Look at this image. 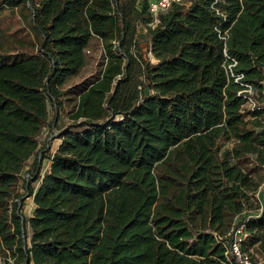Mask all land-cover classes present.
I'll return each instance as SVG.
<instances>
[{"label":"trees","instance_id":"obj_1","mask_svg":"<svg viewBox=\"0 0 264 264\" xmlns=\"http://www.w3.org/2000/svg\"><path fill=\"white\" fill-rule=\"evenodd\" d=\"M149 6L0 0V264L264 263V0Z\"/></svg>","mask_w":264,"mask_h":264},{"label":"rangeland","instance_id":"obj_2","mask_svg":"<svg viewBox=\"0 0 264 264\" xmlns=\"http://www.w3.org/2000/svg\"><path fill=\"white\" fill-rule=\"evenodd\" d=\"M11 18L12 17H10L8 11H3L2 14L0 15V27L6 28V27L11 26ZM146 32H147L146 27L140 26L138 28V32L136 35V37H137L136 38V44L133 47V52L136 53L137 56H141L144 58L151 55V53L150 52L148 53V51H147ZM95 48H96L95 56L92 57L89 60V62L86 64V66L83 69L82 74H85V75L89 74V73L93 72L97 67V60L99 58V54L101 53V49H99L97 47H95ZM255 91H256L255 88H253L252 92H255ZM66 109H67V106H66ZM53 116L54 115L51 113L50 117H53ZM69 122L70 121H69L68 115H67L65 109H63L62 117L59 121V124L64 127V125L68 124ZM58 131L59 130H57L53 126H50L48 128H45V130L42 134V140H45L47 142V149L46 150L51 152V153H53L58 148V146L61 142V139L58 138V136L56 137ZM49 164H50V161L48 159H45L44 160V166L48 167ZM34 184L36 185V182ZM31 198L32 197L28 196V197H26V199L24 201L23 209H24V212L26 214L32 213L33 204H32Z\"/></svg>","mask_w":264,"mask_h":264},{"label":"built area","instance_id":"obj_3","mask_svg":"<svg viewBox=\"0 0 264 264\" xmlns=\"http://www.w3.org/2000/svg\"><path fill=\"white\" fill-rule=\"evenodd\" d=\"M185 0H149V11L151 12V14H153V16L155 17V21L157 22V17L158 15L163 12L166 11L173 2H184ZM151 25L154 24V22L150 23ZM230 62L227 65V69L228 71L232 72L231 74L233 76L236 75V80H239L240 78L243 77V73H238L235 74V72L233 71V67L237 64V59L234 57H230ZM248 88L246 90L252 91L253 88L251 85H247ZM250 104L255 105V103L253 101H250ZM262 187L264 186V182L261 185ZM243 231H244V227L241 225L239 228H237L234 232V239L231 243L230 246V253H232V255L234 256L235 260L239 263V264H264L262 261L260 260H256V258L254 257V251L253 249L250 250H244L242 248V239H243ZM229 264H234L229 262Z\"/></svg>","mask_w":264,"mask_h":264},{"label":"crops","instance_id":"obj_4","mask_svg":"<svg viewBox=\"0 0 264 264\" xmlns=\"http://www.w3.org/2000/svg\"><path fill=\"white\" fill-rule=\"evenodd\" d=\"M31 201H32V198H31ZM32 204H33V201H32Z\"/></svg>","mask_w":264,"mask_h":264}]
</instances>
